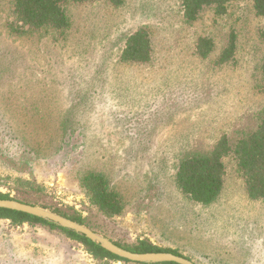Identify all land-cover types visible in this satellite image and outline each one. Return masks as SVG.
Listing matches in <instances>:
<instances>
[{"label":"rangeland","instance_id":"rangeland-1","mask_svg":"<svg viewBox=\"0 0 264 264\" xmlns=\"http://www.w3.org/2000/svg\"><path fill=\"white\" fill-rule=\"evenodd\" d=\"M120 1L66 2L68 31L20 37L5 29L11 0H0V114L26 123L16 130L23 147L0 143V193L32 194L87 216L93 208L79 178L94 170L122 197L124 211L110 231L118 240H148L195 264H264V199L246 197L229 158L223 190L208 206L174 184L182 158L208 152L222 134L234 144L256 128L264 113V17L255 16L251 0H230L225 15L206 10L185 25L180 0ZM140 27L151 35V62L120 63L126 36ZM231 32L236 62L214 67ZM199 36L215 43L205 60L194 54ZM66 111L81 143L64 163L46 149L58 135L40 127L53 130ZM0 264L124 263L99 262L59 233L0 220Z\"/></svg>","mask_w":264,"mask_h":264},{"label":"trees","instance_id":"trees-1","mask_svg":"<svg viewBox=\"0 0 264 264\" xmlns=\"http://www.w3.org/2000/svg\"><path fill=\"white\" fill-rule=\"evenodd\" d=\"M98 0H11L10 20H7L5 29L11 36H25L28 33L46 31L58 35L64 34L70 28V20L65 11L66 2L74 4L92 3ZM114 6L121 4L120 0H107ZM255 16L264 17V0H251ZM230 0H180L181 21L185 25L196 23L202 13L212 10L216 16L227 13ZM259 39L264 45V29L259 30ZM215 49L214 41L208 36H199L194 44V54L202 59H207ZM153 57L151 35L146 27L137 28L126 36L119 54V62L126 65L147 64ZM236 62L235 34H229L226 45L220 50L212 61L214 67L233 65ZM261 90L264 91V59L260 64ZM69 112V111H68ZM67 111L62 114L58 125L52 130L46 125H41L42 134L58 135L54 137L55 143L46 146L51 150L50 159L56 158L66 163L77 152L81 143L78 128L70 122ZM33 116L31 110L28 111ZM26 123L22 121L10 123L0 114V143L14 141V144L23 147L25 138H19L16 130L23 129ZM32 141L27 143L31 144ZM25 144L26 146H28ZM33 150H37L30 146ZM32 150V151H33ZM39 150V149H38ZM27 150V153H32ZM80 151L78 152V154ZM47 158V157H46ZM229 158L243 181L246 197L251 201L264 199V113L254 130L239 138L234 144L226 134H222L214 142L208 152L194 153L182 158L176 167L174 184L178 190L191 202L202 206L212 204L220 195L224 187L226 175L225 160ZM24 184V183H23ZM28 184V183H26ZM80 187L83 189L92 210L87 216L70 207L57 208L39 202L32 194L21 197L10 196L9 193H0V199L15 200L24 204L37 206L49 210L59 216L83 225L91 231L102 235L115 245L133 253H158L166 252L177 256L189 258L175 250L161 248L153 245L148 240H137L134 243H124L110 231L116 228L114 219L124 211V203L118 191L113 189L105 175L89 170L79 178ZM0 220L9 221L11 226L20 227L24 224L31 228H42L49 232H56L83 247L94 260L99 262L132 263L119 258L103 249L99 244L87 239L84 235L62 228L42 218L0 208ZM191 261V260H190ZM158 264H176L172 262Z\"/></svg>","mask_w":264,"mask_h":264},{"label":"water","instance_id":"water-1","mask_svg":"<svg viewBox=\"0 0 264 264\" xmlns=\"http://www.w3.org/2000/svg\"><path fill=\"white\" fill-rule=\"evenodd\" d=\"M0 208L12 210V211H18L32 216H36L44 220L50 221L62 228L71 230L77 234L84 235L87 239H89L94 243L99 244L103 249L110 252L111 254L132 263L158 264V263L172 262L176 264H195L184 257L166 252H158V253L130 252L115 245L113 242L91 231L90 229H88L83 225H80L74 221H71L67 218L59 216L51 211L42 209L37 206L24 204L15 200L0 199Z\"/></svg>","mask_w":264,"mask_h":264}]
</instances>
